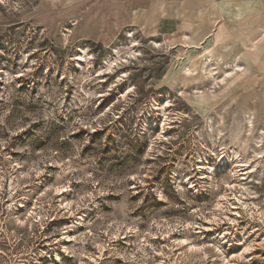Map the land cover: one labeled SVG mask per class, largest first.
Here are the masks:
<instances>
[{
	"label": "rangeland",
	"instance_id": "1",
	"mask_svg": "<svg viewBox=\"0 0 264 264\" xmlns=\"http://www.w3.org/2000/svg\"><path fill=\"white\" fill-rule=\"evenodd\" d=\"M235 1L0 0V264H264V0Z\"/></svg>",
	"mask_w": 264,
	"mask_h": 264
},
{
	"label": "crops",
	"instance_id": "2",
	"mask_svg": "<svg viewBox=\"0 0 264 264\" xmlns=\"http://www.w3.org/2000/svg\"><path fill=\"white\" fill-rule=\"evenodd\" d=\"M232 1L236 2L235 0H232ZM253 1H257V0H253ZM237 2H238V1H237ZM223 32H225V30H224V28H223V29L221 28V29L217 32V34H216V38H217V39L220 38L221 35L223 34Z\"/></svg>",
	"mask_w": 264,
	"mask_h": 264
},
{
	"label": "bare ground",
	"instance_id": "3",
	"mask_svg": "<svg viewBox=\"0 0 264 264\" xmlns=\"http://www.w3.org/2000/svg\"><path fill=\"white\" fill-rule=\"evenodd\" d=\"M109 64H111V62H109ZM111 66H112V64H111ZM107 68L109 69V68H110V65H109ZM110 69H112V68H110ZM106 71H107V69H106ZM106 71H105V72H106ZM108 71H109V70H108ZM164 126H165V125H164ZM164 131H165V130H164V128H163V129H162V132H164ZM210 171H213V168H211Z\"/></svg>",
	"mask_w": 264,
	"mask_h": 264
},
{
	"label": "snow or ice",
	"instance_id": "4",
	"mask_svg": "<svg viewBox=\"0 0 264 264\" xmlns=\"http://www.w3.org/2000/svg\"><path fill=\"white\" fill-rule=\"evenodd\" d=\"M58 191H63V189H58ZM180 243H186V241H181ZM247 251V249H245Z\"/></svg>",
	"mask_w": 264,
	"mask_h": 264
}]
</instances>
